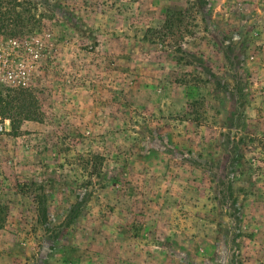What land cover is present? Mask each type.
<instances>
[{
	"label": "rangeland",
	"instance_id": "rangeland-1",
	"mask_svg": "<svg viewBox=\"0 0 264 264\" xmlns=\"http://www.w3.org/2000/svg\"><path fill=\"white\" fill-rule=\"evenodd\" d=\"M0 264H264V0H0Z\"/></svg>",
	"mask_w": 264,
	"mask_h": 264
},
{
	"label": "trees",
	"instance_id": "trees-1",
	"mask_svg": "<svg viewBox=\"0 0 264 264\" xmlns=\"http://www.w3.org/2000/svg\"><path fill=\"white\" fill-rule=\"evenodd\" d=\"M190 14L188 12L182 11H169L165 15L164 21L162 22L161 27L155 30H148V35L146 36L151 41L157 42H166L169 37L171 39L177 38L183 39L185 34H188L186 21L189 18ZM177 48H180L178 44ZM24 90L17 91L13 94V96H8V101L5 103L3 109L7 111L5 113H17L19 116L26 115L28 116L32 113L29 106H26V103L22 97ZM3 111V112H4ZM11 120V126L14 127L15 124ZM18 126V125H17ZM16 127V126H15ZM16 129V128H15ZM95 159H100L99 156H95Z\"/></svg>",
	"mask_w": 264,
	"mask_h": 264
}]
</instances>
